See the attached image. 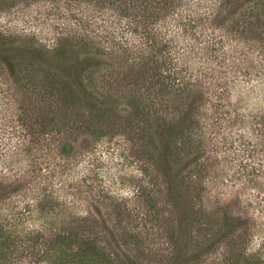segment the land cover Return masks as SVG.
Returning a JSON list of instances; mask_svg holds the SVG:
<instances>
[{
	"label": "trees",
	"instance_id": "trees-1",
	"mask_svg": "<svg viewBox=\"0 0 264 264\" xmlns=\"http://www.w3.org/2000/svg\"><path fill=\"white\" fill-rule=\"evenodd\" d=\"M27 1L0 0V11ZM49 1L67 24L52 46L0 33V72L27 91L19 107L30 112L17 116V148L0 152V264H91L100 256L143 264L141 233L112 225L128 208L117 201L114 212H78L101 198L89 195L87 178L67 183L57 160L67 115H86L90 142L103 134L96 118L119 114L122 94L103 91L114 85L128 97L123 117L145 130L147 160L164 188L157 220L169 233L166 264H204L220 252L250 258L254 237L264 241V219L254 217L264 215V109L235 115L230 100L231 84L264 81V0H232L227 14L203 17L188 0ZM231 43L247 51L225 50ZM200 229L209 232L196 241Z\"/></svg>",
	"mask_w": 264,
	"mask_h": 264
},
{
	"label": "rangeland",
	"instance_id": "rangeland-1",
	"mask_svg": "<svg viewBox=\"0 0 264 264\" xmlns=\"http://www.w3.org/2000/svg\"><path fill=\"white\" fill-rule=\"evenodd\" d=\"M188 1L196 7V9L193 8L195 14L198 13L203 17L210 9L218 14H227L230 11L228 8L232 0ZM62 12L63 10L49 0H30L19 3L16 8L0 11V33L9 36L35 35L41 43L52 46L63 33L64 27H67ZM193 17L196 16L193 14ZM234 48L239 49L240 52L247 51V47L237 43H231L225 50ZM182 53L184 52L179 46L180 59ZM254 53L251 57L249 56L251 60L255 59ZM198 62L196 57H192L190 64L195 69L204 68L205 64ZM249 63L251 62L245 61L242 67L248 66ZM211 65L215 68L221 66L218 63ZM99 84L102 85L103 82L99 81ZM123 90L119 85L109 86L103 90L117 96L122 94L118 102L120 112L117 115H105L101 121L96 118L93 123L97 128H102L103 134L98 138L90 137V142H87L83 133L86 131V115H67L66 120L64 119L66 124L59 127L64 134L59 142L64 157H57V160L60 164L67 166V171L64 173L67 183L76 180L83 181L87 178L86 185L93 186V192L89 195L95 199L101 198V200H93L91 206L88 202H82L78 212L91 211L94 215L100 212H114L118 209L117 201L123 202L122 206L125 209L128 208L126 209L128 217L120 224L117 221L118 218L113 216L112 225L125 227L136 234L141 233L138 247L142 252H139V259L143 264H166L170 258L169 233L166 226L157 220L159 218L157 217L159 216L158 209L165 207L164 188L154 166L147 160L143 126H138L137 121L132 123L123 117L124 110L126 111L128 107V97H123ZM131 91L137 93L138 88L134 87ZM231 91L234 94L231 95L232 105L230 107L231 110L235 108V115L243 113L244 107L249 112H256L258 108L264 109V81L262 83L254 79L253 81H241L236 87L231 84ZM25 92L27 97L26 90L23 93L20 92V89L18 90L11 83L8 75L0 72V152L5 149L13 151L19 145L23 127L17 121V116L30 115L29 111L21 110L19 107V102L24 99ZM160 116L153 112L152 117L160 118ZM261 198L264 199V192ZM103 199H106L104 204H102ZM254 213L258 222L262 217L264 219V215L260 212ZM208 232L209 230L200 229L195 233L194 240L205 239ZM262 238L259 234L254 237L248 251V256H250L248 259L228 258L224 260L220 252L204 264H264ZM132 249L138 253V250ZM95 253L97 254V251ZM255 254L256 258L253 257ZM106 258L100 256L97 262L94 260L91 264H120L116 259H112L111 263L106 262ZM21 264L30 263L25 260ZM68 264L77 263L69 262Z\"/></svg>",
	"mask_w": 264,
	"mask_h": 264
}]
</instances>
